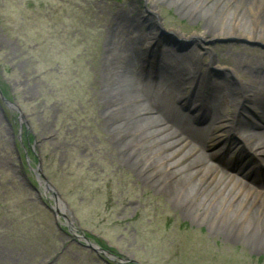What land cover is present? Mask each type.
Here are the masks:
<instances>
[{"label":"rangeland","instance_id":"rangeland-1","mask_svg":"<svg viewBox=\"0 0 264 264\" xmlns=\"http://www.w3.org/2000/svg\"><path fill=\"white\" fill-rule=\"evenodd\" d=\"M221 5L215 7L217 24L210 22L212 27L203 32L201 20L193 22L170 3L151 0H0V264H264V237L257 239L250 232L256 212L243 219L242 207L233 202H204L189 181L177 187L178 197L166 196L154 183L160 175L145 178L138 172V162L154 158L150 148L141 147L146 140L127 135L121 143L128 146L121 154L114 146L118 129L125 125L131 129L146 115L143 111L135 113L134 120H129L130 113L118 117L130 107L147 106L145 95L126 97L128 84H136L137 74L149 78L150 86L158 78L168 79L157 74L153 64L145 73L141 67L137 70L134 53L129 58L139 47L131 46L130 36H142L144 48L154 26V10L165 30L173 33L159 36L162 43L180 52L193 48L203 53L202 64L212 55L215 75L226 73L228 80L252 82L254 65L264 69V13L252 31L256 39L251 40L240 36L253 29L249 11ZM129 23L124 32L122 26ZM232 30L237 32L227 33ZM159 85L164 89L166 82ZM233 90L237 97L238 88ZM177 93L173 90L170 96L174 105ZM222 96L231 112L235 99L225 92L218 98ZM11 101L20 107L21 116ZM154 107L147 108L151 110L147 114L163 118L155 127L166 128L164 132L174 135L167 141L180 139L181 153L187 152L196 134L193 108L183 103L181 111L189 115L184 120L179 113L164 117L165 112ZM246 107L244 116L253 107L257 110L247 100L241 109ZM242 113L243 109L234 129L245 137L239 124L252 118H242ZM259 120L263 126L264 120ZM251 121L257 124L246 123ZM221 129L214 130V146L202 151L204 156L225 143L230 131ZM245 139L250 148L254 138ZM227 151L231 156V149ZM240 156L248 159L239 171H249V162L250 167L255 164L252 155L247 151ZM37 162L66 201L64 213L77 233L130 261L111 260L83 246L63 215L54 217L43 206L42 202L51 205V199L34 180ZM232 166L226 161L209 186L219 182L222 193L229 192L227 174L236 177ZM246 179L245 189L257 188ZM259 220L264 222V214Z\"/></svg>","mask_w":264,"mask_h":264},{"label":"bare ground","instance_id":"bare-ground-1","mask_svg":"<svg viewBox=\"0 0 264 264\" xmlns=\"http://www.w3.org/2000/svg\"><path fill=\"white\" fill-rule=\"evenodd\" d=\"M151 1L165 4L170 3L176 7L178 12L183 11L182 14L186 15L187 18L193 22L200 20L204 22L206 19L204 24L201 22L203 32H207L206 26L212 27L210 22L217 24L218 12L215 7L218 6V4L222 3L221 7L227 5L232 6L235 11L247 10L252 15L253 29L250 28V31L244 30V35L238 34L242 37H248L251 40L256 39L254 35L257 34H254L252 31L256 25H259L258 20L264 13V0ZM154 13L157 15L156 10H154ZM182 14L180 13V15ZM132 18H135L134 20L136 21L137 15H134ZM124 26L131 27L130 23L123 25L122 28L124 32L129 30ZM159 26L160 23L157 21V24L155 23V25L149 30V34H151V36L145 37V35H143L145 37L144 48L140 47L142 36L138 38H133L130 36L129 40H131V46H136L137 43L139 44V47H136L138 51H133L135 49L134 47L129 58H132V54L134 53V59L138 60L142 70H144V67L154 63L153 61L148 63L144 53L148 50L149 52H153L152 49L157 48L158 46L159 49L157 52L159 60L156 62V72L157 74L160 73L162 76L165 74L168 79L163 77L165 80L159 78L157 82L151 81L154 86H150L149 78L142 79L139 77L140 75L137 74V78L139 80H137L136 84H134V82L128 84V88L126 89L128 96L126 97L139 99L141 98L139 94L145 95L147 106L138 104L137 106L130 107L129 112L118 114V117H127L130 113L129 120H134V117L137 118V114H140V112L143 111L146 115L140 116L138 119H136L137 122L131 129H128L126 125L123 128L118 129L116 134L117 136L114 138V146L117 147V151H119L121 154L128 146V144L121 143L122 139H124L127 135L130 136L131 134H134L136 137H138V141H140L139 138L146 140V145H142L141 147L150 148V155L153 154L154 158L150 159L149 162L144 159V161L137 163V165H139L138 172L140 174H143L145 178L160 175V178H157V181L154 183L158 182V186L160 187L161 191L166 194V196L169 195L175 197V194L177 195L178 191L177 187L184 181H189L198 192L196 196L198 197L199 195H202V200H204V202L208 203L214 200H217V204L221 202H233L236 204V206L242 207L243 211L241 216L243 215V219H245L247 215L249 217L251 211L256 212L255 215L257 217L252 222L253 225L251 226L250 232L251 234H254L257 239H261L264 237V222L261 223L259 218L262 214H264V191H253L249 188L245 189V183L243 182V179L241 177H237L236 175V177H233L230 174H227V180H229L231 184V190H229V192L226 194L222 193L224 191V187H218L220 186L219 182V185L215 184L209 186L211 184L210 182L212 181V178H216L218 173L221 172L219 167L210 161L214 160V162L217 164L218 162L222 163L224 161L222 156L225 145L221 144L217 150H214V154L211 155V160L208 156H204L200 151H196L195 147L190 144H188V151L181 153L182 141L177 138L175 139L176 141L174 139L172 141H167L174 135L164 132L166 128L162 129L155 127L161 121L160 119H163L161 115H154L153 113L147 114L149 111H151L147 108L154 109V106L156 105L165 112L164 117L171 118L175 114L178 115L179 111L175 110L176 108L170 106V96H173V90L177 91V95H179V98H181L178 99V101L191 103L192 98L197 96V98L193 100V107H198L196 105L198 101V105L201 107L202 111L214 112L213 121L215 125L213 124L207 127L196 126L193 129V131H196V134L193 136H195L199 141L204 142L207 138H205L204 135L205 130L212 131L217 126H221V124H232V120L228 118V111L225 108V100L223 99L224 96L218 98L219 93L225 92V94L231 95V100L235 99V102H237L239 99V96L236 99L233 90V88L237 87L238 85L236 79L228 80L226 73L223 75L219 73L221 76L215 75L217 73L215 66L211 64L214 60L212 56L209 55L208 62L206 64H202L203 53L196 51L193 48H191L193 51L189 50L187 52L171 50L167 47L161 46L160 40H158V45L154 46L155 41L153 40V37L155 34H157ZM236 32L237 31L235 30L227 31V33L230 34ZM257 32H259L258 34L262 36L261 31ZM260 67L261 66H257L256 64L254 65L253 72L251 73V78L253 80L252 82L248 79H243V81L240 82L242 93L248 96L246 100L250 103L256 104L257 106L258 116L257 118L250 116L252 118L250 120H256L257 124L259 125H261V123L257 119L264 120V97H262V92L259 90V86H262V89H264V69ZM169 77H171L172 80H169ZM162 80L166 82L168 87L166 86L164 89L160 87L159 83ZM256 86H258V90H254ZM186 88L187 92H184ZM118 99L114 100L117 101ZM195 102L196 104H194ZM228 102L229 101H227V103ZM226 116L227 118L225 119ZM250 120L242 121L239 124L240 131L244 133L247 138H254L252 147L255 148L254 151L256 154L254 155L253 160L255 161V164H259L260 166L264 167V128L259 132L252 130V124L256 125V123L251 121L250 124H247L246 122H249ZM209 122H212L211 119H209L206 123ZM250 129L252 131H249ZM212 135L214 136L216 133ZM133 141L135 142V139ZM192 153L197 155L192 157L190 156L193 155ZM147 169L149 170L147 171ZM250 179L252 181L258 182L262 187H264V180L255 174H252ZM176 197H178V195ZM239 225L240 224L237 226Z\"/></svg>","mask_w":264,"mask_h":264},{"label":"water","instance_id":"water-1","mask_svg":"<svg viewBox=\"0 0 264 264\" xmlns=\"http://www.w3.org/2000/svg\"><path fill=\"white\" fill-rule=\"evenodd\" d=\"M15 107V106H14ZM18 110L20 111L19 107H17ZM35 177L38 180L39 184L43 186V190L45 192H50L51 197L53 199V205L48 206V208L54 212V214L60 213L63 215L65 219H68L67 216L65 215L64 211L67 207L66 201L61 197L58 189L49 181V179L42 173L40 167L37 166V170L35 171ZM68 221V220H67ZM70 224V223H69ZM87 245L92 247L93 249L96 250H101L102 252H106L104 249H102L100 246H97L96 244H93L89 242L88 240L86 241Z\"/></svg>","mask_w":264,"mask_h":264}]
</instances>
